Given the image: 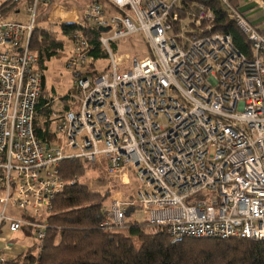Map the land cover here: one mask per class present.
I'll return each mask as SVG.
<instances>
[{
    "label": "built area",
    "instance_id": "built-area-1",
    "mask_svg": "<svg viewBox=\"0 0 264 264\" xmlns=\"http://www.w3.org/2000/svg\"><path fill=\"white\" fill-rule=\"evenodd\" d=\"M50 1L30 0V23L0 13V231L29 228L40 247L53 201L66 187L61 163L84 159L124 186L132 176L139 184L135 197L111 198L102 229L126 228V213L140 207L144 221L176 240L264 242V29L221 0L251 44L249 57L231 34L189 30L214 22L202 6L181 21L182 0H106L107 9L89 0L77 24L108 29L100 39L112 69L89 75L91 51L78 34L66 63L73 77L72 92L62 96L68 106L53 112L56 140L45 145L35 135L43 77L30 40ZM138 31L150 55L120 73L110 44Z\"/></svg>",
    "mask_w": 264,
    "mask_h": 264
},
{
    "label": "trees",
    "instance_id": "trees-1",
    "mask_svg": "<svg viewBox=\"0 0 264 264\" xmlns=\"http://www.w3.org/2000/svg\"><path fill=\"white\" fill-rule=\"evenodd\" d=\"M25 2L27 5L30 0H9L0 7V13L5 17L16 13L18 4ZM97 2L104 4L107 9L106 0ZM232 4L238 8L239 0H232ZM200 6L213 11L215 20L212 24L203 22L199 27L190 24L189 30L201 37L231 34L236 48L242 54L252 57L251 44L229 19L228 11L221 0H182L181 8L177 9L181 21L195 18L200 13ZM180 31L181 24L178 23L175 32ZM79 32L87 40L91 51L92 69L89 75H103L107 69L98 71L96 64L108 61L109 54L101 42V30L94 27L82 29L63 23L55 26L54 30L44 26L37 27L31 36L30 50L38 57V67L43 77L41 103L35 119V135L45 145L56 140L52 129L55 100L45 96L46 78L43 74L47 70L46 64L55 58H61L66 41L73 42ZM187 34L190 35V32ZM62 102L66 109L68 102L65 99ZM60 170L66 187L53 201V208L46 219L48 230L42 244L40 247L35 245L29 248L17 259L0 264H264V242L246 239L176 240L165 229L135 219L140 213V207H134L126 213V228L109 231L102 229L100 225L105 218L103 210L113 193L122 189V186H118L107 175V180H111L107 192L93 191L84 180L90 171L99 170L84 159L64 161ZM101 174L103 175L102 172ZM75 178L76 181H73ZM133 196L132 194L125 198L131 199Z\"/></svg>",
    "mask_w": 264,
    "mask_h": 264
},
{
    "label": "rangeland",
    "instance_id": "rangeland-1",
    "mask_svg": "<svg viewBox=\"0 0 264 264\" xmlns=\"http://www.w3.org/2000/svg\"><path fill=\"white\" fill-rule=\"evenodd\" d=\"M53 1V0H51ZM49 2L46 6H41L39 10V23L37 27H46L47 29L54 30L55 26L59 24H73L76 27L77 23H84L85 20L83 18V12L85 7L88 5L89 0H56V2ZM262 1V0H260ZM247 2V3H246ZM248 3H252V0H242L240 3V7L248 6L251 7L249 11L252 14V18L261 20L258 25L260 28H264V9H259L257 6L248 5ZM104 5V4H103ZM239 7V9H241ZM19 11V12H18ZM17 13H12L8 18L9 20H21L22 23H30L31 15H28L24 12L23 8L18 9ZM72 13L76 16L75 23H71L67 19L57 18L55 17L59 13ZM250 12L248 14H250ZM129 13V12H128ZM131 14V13H129ZM132 22L134 23V17L131 14ZM77 24V25H76ZM36 27V28H37ZM51 27H54L52 29ZM79 27V26H78ZM80 28V27H79ZM78 34H82L79 32ZM77 34V36H78ZM83 35V34H82ZM72 42L66 41L64 54L61 58H55L51 62L47 63V70L44 71V76L46 78V94L45 96L56 100L53 105V111L57 112L63 107V102L60 100L62 96L68 94V92H72L73 89V77L70 75L68 69H66V63L69 58L68 49L72 50ZM115 46V47H113ZM110 49L113 51L115 55V62L118 65V71L120 73L126 72L130 69L134 60L143 59L145 57H149L150 49L148 47L146 37H144L143 33L138 31L136 34H131L126 36L124 39L115 40L112 44H110ZM111 63L109 61H102L96 64V69L98 71H103L105 69L110 68ZM54 124L52 125L53 129ZM96 168L99 171L92 170L88 173V176L84 181H87L88 185L91 187L93 191H99L102 193L107 192L106 190L110 187V181L107 180V174L105 168L103 166L95 164ZM103 173V175L101 174ZM132 182L129 187L124 186L120 181H116L117 185L122 186V189H119L117 192H114L113 196H116L118 193H122L124 197H131L133 194L134 197L139 192V184L135 178L132 176ZM113 181V180H112ZM208 199H212L214 197L213 194H207ZM110 198V200H111ZM110 200L108 201V205H110ZM107 205V206H108ZM135 219L144 221L145 216L142 213H138L135 216Z\"/></svg>",
    "mask_w": 264,
    "mask_h": 264
},
{
    "label": "crops",
    "instance_id": "crops-1",
    "mask_svg": "<svg viewBox=\"0 0 264 264\" xmlns=\"http://www.w3.org/2000/svg\"><path fill=\"white\" fill-rule=\"evenodd\" d=\"M9 0H0V7L3 4H6V2H8ZM242 0H239V7H240V3ZM247 3V2H246ZM262 1L260 0H252V3H248V5H252L253 6H257L259 7L262 6ZM26 2L23 4H18V9L23 8L24 12L26 11ZM238 7V8H239ZM243 11L245 12V14L247 15V18L249 21H251L252 23L255 24H259L260 22H262L261 20L252 18V14L249 11V9H251V7L248 6H242ZM259 9H261V7H259ZM19 12V11H18ZM18 12H16L18 14ZM250 12V14H248ZM26 13V12H25ZM11 15V14H10ZM10 15H7L6 17L3 16L4 18L9 19L8 17ZM15 22H22L21 20H13ZM24 23V22H23ZM264 29V28H261ZM71 48L68 49V55L70 57L71 55ZM71 75V74H70ZM45 88H46V81H45ZM10 214L12 216H18L20 214H18L16 211H14L13 209H11ZM11 243L10 246H8ZM36 245V241L34 238V233L32 230H30L29 228L27 229H23L20 232H17L16 234H11L10 231L8 230L7 226H4V228L1 229L0 231V259L4 258L6 259V261L8 260H14L17 259L18 257L24 255V253H26L28 251L29 248L33 247Z\"/></svg>",
    "mask_w": 264,
    "mask_h": 264
},
{
    "label": "bare ground",
    "instance_id": "bare-ground-1",
    "mask_svg": "<svg viewBox=\"0 0 264 264\" xmlns=\"http://www.w3.org/2000/svg\"><path fill=\"white\" fill-rule=\"evenodd\" d=\"M55 17H57V18H62V19H67L68 21H71V23L73 22V23H75V21H76V16H74V14H72V13H59V14H57Z\"/></svg>",
    "mask_w": 264,
    "mask_h": 264
},
{
    "label": "water",
    "instance_id": "water-1",
    "mask_svg": "<svg viewBox=\"0 0 264 264\" xmlns=\"http://www.w3.org/2000/svg\"><path fill=\"white\" fill-rule=\"evenodd\" d=\"M101 31H102V32H107V31H108V29H101Z\"/></svg>",
    "mask_w": 264,
    "mask_h": 264
}]
</instances>
